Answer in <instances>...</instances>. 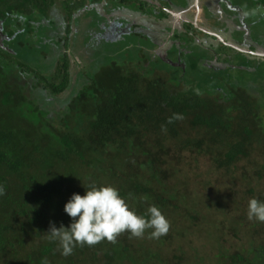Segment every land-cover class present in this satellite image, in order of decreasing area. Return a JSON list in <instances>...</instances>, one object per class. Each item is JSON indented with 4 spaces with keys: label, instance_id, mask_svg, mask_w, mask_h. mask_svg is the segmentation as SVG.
Returning a JSON list of instances; mask_svg holds the SVG:
<instances>
[{
    "label": "trees",
    "instance_id": "obj_1",
    "mask_svg": "<svg viewBox=\"0 0 264 264\" xmlns=\"http://www.w3.org/2000/svg\"><path fill=\"white\" fill-rule=\"evenodd\" d=\"M101 1L0 0V264H264V222L247 215L264 200L260 94L241 86L226 99L196 60L183 71L92 34L80 53L72 19L85 9L96 26ZM41 20L53 26L45 42ZM93 185L116 187L138 215L158 207L168 233L125 231L62 255L50 222L68 226L65 203Z\"/></svg>",
    "mask_w": 264,
    "mask_h": 264
},
{
    "label": "flooded vegetation",
    "instance_id": "obj_2",
    "mask_svg": "<svg viewBox=\"0 0 264 264\" xmlns=\"http://www.w3.org/2000/svg\"><path fill=\"white\" fill-rule=\"evenodd\" d=\"M202 4L200 14L198 7L195 9L196 0H102L90 5L95 6L103 16L98 20V24L92 25L95 17H82L85 10L83 9L72 19L70 36L78 34L76 41L82 44L80 53H90L92 38H96L97 45L102 47L106 46L102 41L126 43L128 48L140 46L144 53L153 52L162 61L173 67H180L183 71L196 60L199 68L208 72L209 83L223 82V88L217 84V89L228 90L222 92L226 99L233 97L235 89H240L241 86L242 89L246 87L249 91L247 92L255 97L259 94L258 85L264 79L261 78L264 76V70L260 68L261 63H264V56L255 54L264 51V25H258L261 16L246 13L257 7L250 10L249 6L235 4L232 0H216V9L209 5L208 0H202ZM189 7L195 10L187 19L175 18L177 11ZM256 18L259 19L255 20ZM3 21L0 19V31L3 29ZM192 22H197V25ZM61 23L58 31L65 35L66 24L64 21ZM47 25L48 29H53V26L44 20L33 22L35 39L47 41ZM218 32L224 35L225 41L239 42L253 53L241 52L223 43L219 37L213 35ZM88 34L93 36L90 41H86ZM76 41L72 42L76 44ZM75 47L73 44L72 48ZM230 68L254 71L257 78L253 76L247 85L237 86V83L230 79L225 83L220 72H229Z\"/></svg>",
    "mask_w": 264,
    "mask_h": 264
},
{
    "label": "clouds",
    "instance_id": "obj_3",
    "mask_svg": "<svg viewBox=\"0 0 264 264\" xmlns=\"http://www.w3.org/2000/svg\"><path fill=\"white\" fill-rule=\"evenodd\" d=\"M262 9L264 5H259L246 15H256ZM2 194L3 189H0ZM64 212L71 218L69 225L61 223L56 227L50 222L46 232L50 240L59 241L64 256L71 255L77 244L93 246L104 239L115 242L125 231L141 238L151 229L150 236L159 238L170 229V222L158 207H150L148 217L138 215L112 185H93L86 188L83 195L73 193L64 205ZM247 215L250 220L264 222V200L250 199Z\"/></svg>",
    "mask_w": 264,
    "mask_h": 264
},
{
    "label": "rangeland",
    "instance_id": "obj_4",
    "mask_svg": "<svg viewBox=\"0 0 264 264\" xmlns=\"http://www.w3.org/2000/svg\"><path fill=\"white\" fill-rule=\"evenodd\" d=\"M215 1L216 0H208V3L209 5L212 7V8H215L216 9V5H215ZM212 2H213V6H212ZM195 9L194 8H191L189 7L188 9H183V10H179L177 11L176 13L178 12H184L183 16L180 17V16H176L175 18H181L182 20L183 19H187L189 17L190 14H192V12L194 11ZM259 19V18H258ZM257 18L255 20H258ZM85 24V22L83 23V25ZM218 34L221 36V37H224V35L221 33V32H218ZM138 48L136 47V50ZM260 68L261 70H264V63H261L260 65ZM230 71H222L220 72V75L222 76V78H224V80L226 81L225 83H227L230 79V81H234L236 83H239L241 85H247L250 83L249 79H253V76H255L257 78V76L255 75V72L254 71H247L246 69H232L230 68L229 69ZM263 73V72H262ZM264 77V76H263ZM262 77V78H263ZM251 81H255V80H251ZM261 84V83H260ZM259 94L258 97L259 98H262V101L264 103V79L262 81V84L261 86L259 87ZM257 96V94H256ZM260 114H263V118H264V106H263V110L260 112Z\"/></svg>",
    "mask_w": 264,
    "mask_h": 264
},
{
    "label": "water",
    "instance_id": "obj_5",
    "mask_svg": "<svg viewBox=\"0 0 264 264\" xmlns=\"http://www.w3.org/2000/svg\"><path fill=\"white\" fill-rule=\"evenodd\" d=\"M196 4H197V6L199 8L200 14H202V9H203V7H202L203 6L202 0H196ZM193 24L197 25V22H194ZM213 35L219 37V40H221L223 43H225V44H227V45L235 48L236 50H239V51L245 52V53H251V54L253 53L252 50H250L247 47H244V46L240 45L239 42H232V41L229 42V41H225V39L223 37H221L220 35H218V34H213ZM255 54L264 56V51H258V53H255Z\"/></svg>",
    "mask_w": 264,
    "mask_h": 264
},
{
    "label": "bare ground",
    "instance_id": "obj_6",
    "mask_svg": "<svg viewBox=\"0 0 264 264\" xmlns=\"http://www.w3.org/2000/svg\"><path fill=\"white\" fill-rule=\"evenodd\" d=\"M197 5H195V9H197ZM199 9V8H198ZM183 14H184V12H178V13H175V17L176 16H180V17H182L183 16Z\"/></svg>",
    "mask_w": 264,
    "mask_h": 264
}]
</instances>
